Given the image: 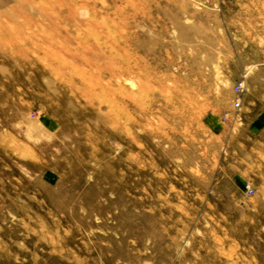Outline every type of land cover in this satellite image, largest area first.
I'll return each instance as SVG.
<instances>
[{
  "label": "rangeland",
  "instance_id": "rangeland-1",
  "mask_svg": "<svg viewBox=\"0 0 264 264\" xmlns=\"http://www.w3.org/2000/svg\"><path fill=\"white\" fill-rule=\"evenodd\" d=\"M0 264H264V0H0Z\"/></svg>",
  "mask_w": 264,
  "mask_h": 264
},
{
  "label": "built area",
  "instance_id": "built-area-1",
  "mask_svg": "<svg viewBox=\"0 0 264 264\" xmlns=\"http://www.w3.org/2000/svg\"><path fill=\"white\" fill-rule=\"evenodd\" d=\"M239 93L242 91V87H239ZM242 105V94H238L236 99H235V106L236 108H240Z\"/></svg>",
  "mask_w": 264,
  "mask_h": 264
}]
</instances>
